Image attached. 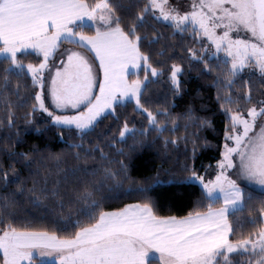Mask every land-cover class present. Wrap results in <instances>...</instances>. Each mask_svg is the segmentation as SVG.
<instances>
[{
  "label": "snow or ice",
  "instance_id": "snow-or-ice-1",
  "mask_svg": "<svg viewBox=\"0 0 264 264\" xmlns=\"http://www.w3.org/2000/svg\"><path fill=\"white\" fill-rule=\"evenodd\" d=\"M136 7L138 13L129 17V9L113 0H0V64L5 65L0 69V104L8 110L9 129L15 124L12 109L24 106L20 102V85L10 90L12 79L30 76L33 89L38 90L27 122L32 124L39 112L46 114L62 133H72L74 129L81 143H70L68 148L78 149L74 158L83 161L71 172L76 186L69 204L81 206L77 219L65 217L67 222L56 231L15 226L8 212L15 204V193L0 197V264H34L35 254H55V264H237L236 256H246L245 264H264V200L257 202L258 207L248 208L247 223L252 230L246 236L230 239L236 229L229 221L253 199L251 194L245 197L240 180L260 186L264 193V99L254 100L251 78L243 80L242 94L232 91L246 69H252L264 83V0H191L189 8H184L180 0L176 6L170 0H143V6ZM119 9L121 15H117ZM147 17L171 29L173 35L192 36L199 51L187 49L189 64H203L201 74L223 69L213 84L218 87L220 109L229 121L225 143L214 179L206 180L194 162L190 166L187 159L181 165L188 174L183 182L198 183L202 188L201 199L184 216L157 214L149 194L161 183L159 166L156 176L145 177L141 186L126 190L125 195L139 194L141 202L126 204L116 211L104 210V200L110 198L102 194L106 185L107 191L113 192L122 188L125 180L138 184L128 175L131 154L137 147H144L155 133L151 143L163 137L166 157L170 145L178 150L181 141L188 143L186 136H175L179 121L196 119L191 108L172 116L167 107L153 109L151 98H145L147 85L165 75L174 94L179 95L180 77L184 74L181 64H167L173 59L175 45H161L153 60L151 47L166 37L155 28L150 39L141 33ZM64 44L73 46L60 54L66 59L61 58L59 66L51 64ZM170 50L173 54H169ZM33 54L38 62L25 64L22 57ZM213 57L216 67L211 63ZM141 69L143 78L139 75ZM11 97L18 99L13 101ZM48 101L54 110H50ZM129 104H134L133 113L141 117L140 127L118 111ZM70 111L75 114H67ZM106 112L111 114L112 124L97 134L98 140L101 136L105 139L86 148L83 141L95 132L99 118ZM208 124V120L201 119L199 126ZM187 127L186 123L185 130ZM15 135L18 139L12 147L22 143L20 133ZM129 139L134 141L132 145H128ZM117 144L126 145L127 152ZM106 149L125 159L113 160ZM35 151L9 149L6 155L14 161H27L24 167L28 168ZM195 154L194 146L193 161ZM89 161L93 162L91 167ZM12 172L10 177L4 171L0 184L5 190L15 184L16 192L22 195L23 181L15 168ZM29 191H35V182ZM51 195L57 197L59 193L54 189ZM221 199L222 206L215 208ZM204 200L208 201L206 209ZM69 228L74 231L66 236L57 234Z\"/></svg>",
  "mask_w": 264,
  "mask_h": 264
},
{
  "label": "trees",
  "instance_id": "trees-1",
  "mask_svg": "<svg viewBox=\"0 0 264 264\" xmlns=\"http://www.w3.org/2000/svg\"><path fill=\"white\" fill-rule=\"evenodd\" d=\"M113 3L120 4L123 8H128L129 17H134L138 13L139 7H136V5L143 6V0H113ZM121 14L122 9H119L117 15ZM153 28L163 33L166 37L160 44H155L151 47L153 60L157 59L155 53L159 51L161 45H175L174 54L171 50L169 53L173 54V59L168 60L167 64L169 66L174 62L181 64L184 74L180 77L182 88L179 95L174 94L171 82L168 76L165 75L155 78V83L147 85L145 98H151L153 109L160 107L163 110V108L167 107L172 116H177L191 108L196 119L192 122L183 119L179 121L180 128L175 133V136H186L188 143L185 144L181 141L178 150H173L170 145L166 157H164L163 137L154 145L151 143L155 133L148 137L144 147H137L136 151L131 154L132 159L129 163L128 175L136 180L138 184H129L125 180L123 187L113 192H108V186L106 185L102 194L110 198L104 200V210L116 211L123 208L126 204L141 202L139 194L125 195V192L129 187L141 186L145 177L156 176V169L159 166V180L161 183L157 184L149 194L156 204V212L160 216H184L193 209L195 202L201 199L202 188L196 183L183 182L187 179L188 174L182 170L181 165L186 159L190 166L194 162L196 168L199 169V174L203 175L206 170L213 167L220 159V151L225 143V127L229 121L225 113L220 109V103L216 99L218 87L213 84L215 77L223 69L218 68L214 72L201 74L204 67L203 64H196L195 62L192 65L189 64L187 49L195 48L199 51V44L193 40L191 35L188 33L183 36L180 34L173 35L171 29L166 26L162 27L161 23L155 22L152 17L146 18L145 27L141 29V33L150 39L154 35ZM64 45L73 47L69 44ZM79 50L83 51L82 49ZM148 50L147 48L145 49V51ZM22 59L27 64L29 62L37 63L39 58H36L33 54L24 56ZM211 63L213 67H216L215 57H213ZM4 66V64H0V69ZM139 75L140 78H143L144 72L142 69ZM149 78L153 79L150 73ZM250 78L253 80L252 94L254 100L264 99V83H261L258 74L254 73L252 69H246L241 74V78L237 79L236 86L232 89L233 94H236L238 90L242 94L243 80ZM222 80L223 77H221V83ZM17 84L20 85V102L24 106L12 109L15 124L11 129L8 127V110L4 104H0V175L7 171L11 177L13 175L12 169L15 168L20 180L23 181L24 192L22 195L16 192L15 184L9 185L7 190L0 184V197L10 196L15 193L12 196L15 204L8 209V212L12 214L15 226L22 229L27 228L28 230L56 231L60 225L67 222L65 217L71 216L72 221H75L79 207H81L75 204L70 205L69 200L72 198L73 188L76 186L75 178L71 175L72 169L78 165L82 166L83 161L78 162L74 158L76 152L79 151L78 149L69 150L68 148V144L81 143V141L76 136L74 129L72 133L67 131L62 133L55 125H52L51 120L43 113L37 112L33 123L29 124L27 120L31 117L28 116V113L33 103L35 91L38 89H33L31 77L27 75L20 80L13 78L10 90L14 91ZM220 94L223 95V93ZM11 99L16 101L18 98L11 97ZM133 107L134 104H129L125 108L118 109V111L122 113V117L127 115L130 119H134L136 126L140 127L141 117L133 113ZM244 107L247 108L248 105ZM201 119L208 120L209 124L200 127ZM112 121L113 118L108 112L100 117L95 132L83 141L85 147L90 148L92 145L101 143L105 138L101 136L98 140L97 134L107 131V126L112 124ZM143 123L146 124V120ZM186 123L188 124L187 130H185ZM169 127H171L170 122ZM37 128H40L39 132L36 131ZM114 128L115 126H113V130ZM17 132L20 133L19 139L22 140V143L12 147V144L18 139L15 135ZM109 135H111L110 132ZM61 136H63V139H61ZM8 137H11V140L6 139ZM133 143L132 139L128 140V145ZM194 146L196 154L193 161ZM116 147L124 148L126 152L128 150L127 146L123 144H117ZM9 149L13 152H29V150L35 149V153L30 156L32 161L30 167H24L27 161L9 159L8 155H6ZM106 152H109L110 158L113 160L125 159V157L115 156L108 149H106ZM185 153L187 156H185ZM57 156H60L59 160L56 159ZM162 159L164 160L163 163H161ZM177 160L179 163H177ZM92 164L93 162L89 161L90 167ZM117 166L113 164V167ZM34 182L35 191H29V189L33 188ZM241 188L245 193V197L251 194L253 199L246 203L244 211H237L229 217L230 223L236 229L235 233L230 237L233 241L241 239L252 230V226L247 223L250 218L248 208L252 206L258 207L257 202L264 200V193L261 191L247 186H242ZM54 189L59 193L57 197H52L51 195ZM61 204L64 205L63 208H61ZM203 205L206 209L208 201L204 200ZM220 206V201L214 204L215 208ZM72 231L74 229L69 228L67 231H58L57 234L66 236ZM247 259L246 256L234 257L237 264H245Z\"/></svg>",
  "mask_w": 264,
  "mask_h": 264
},
{
  "label": "rangeland",
  "instance_id": "rangeland-1",
  "mask_svg": "<svg viewBox=\"0 0 264 264\" xmlns=\"http://www.w3.org/2000/svg\"><path fill=\"white\" fill-rule=\"evenodd\" d=\"M170 2L173 4V6H176V3H177V0H170ZM190 3H191V0H180V4H182L183 5V7L184 8H189L190 7ZM65 49H68V48H66L64 45H62V47L60 48V50L58 51V53L56 54V56L53 58V60L51 61V63L52 64H55V65H57V66H59V63H60V59L61 58H63V59H66V56H64V57H61V53H63L64 52V50ZM76 51H78V50H76ZM213 51H214V49H213ZM220 57H221V59H224V54L223 53H221L220 54ZM51 66V65H50ZM96 69V68H95ZM25 71H26V69H25ZM54 71H55V68H52V72L54 73ZM97 71V70H96ZM47 74V73H46ZM96 91H98V90H96ZM48 104H49V108H50V110H54V109H52L51 108V105H50V101H48L47 102ZM107 113V112H106ZM44 114V113H43ZM67 114H75L74 112H69V113H67ZM46 115V114H45ZM47 117V116H46ZM47 118H49V117H47ZM50 119V118H49ZM216 168L215 167H211L210 169H208L207 171H206V173L205 174H203L204 176H205V179L206 180H208V179H210V175L211 174H213V175H216ZM232 178H235V174L234 173H232ZM241 184H244V185H249V186H253V187H255L256 189H259L260 190V186H258V185H254V184H250L249 182H247V181H244V180H240L239 181ZM196 184H198V183H196ZM199 185V184H198ZM218 193V192H217ZM217 195H219V193L217 194ZM43 257H47V256H43ZM43 257H41V256H39L38 254H35V259H34V264H42V263H50V264H53V263H51L50 261H52V260H45V261H43ZM51 257V259H53L54 258V256L52 255V256H50Z\"/></svg>",
  "mask_w": 264,
  "mask_h": 264
},
{
  "label": "crops",
  "instance_id": "crops-1",
  "mask_svg": "<svg viewBox=\"0 0 264 264\" xmlns=\"http://www.w3.org/2000/svg\"><path fill=\"white\" fill-rule=\"evenodd\" d=\"M66 48H73V47H70V46H68V45H64ZM74 50H78V51H81V50H79V49H74ZM53 63V62H52ZM51 63V64H52ZM95 68H96V70H97V73H99V65H98V62H95ZM96 90H98V88L96 89ZM230 143V142H229ZM216 165H217V163L213 166V167H215L216 168ZM211 177H210V179H214V177H215V175H213V174H211L210 175ZM239 185H240V187H242V186H247V187H250V188H252V189H255V190H258V191H260L259 189H256L255 187H251V186H249V185H244V184H241L240 182H239ZM218 194V193H217ZM220 202H221V206H222V204H223V201H222V199L221 200H219ZM220 206V207H221ZM217 208H219V207H217ZM53 256H54V258L53 259H51V257L50 256H47V257H43V261H45V260H52V261H50L51 263H54L55 264V260H56V257H55V254H53ZM47 263V262H46Z\"/></svg>",
  "mask_w": 264,
  "mask_h": 264
}]
</instances>
